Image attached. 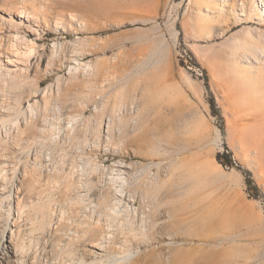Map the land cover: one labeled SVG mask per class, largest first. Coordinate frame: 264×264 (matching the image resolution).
<instances>
[{"label": "rangeland", "instance_id": "rangeland-1", "mask_svg": "<svg viewBox=\"0 0 264 264\" xmlns=\"http://www.w3.org/2000/svg\"><path fill=\"white\" fill-rule=\"evenodd\" d=\"M263 10L264 0H0V60L28 67L20 83L0 79V117L22 130L0 129V167L19 169L7 190L0 179V228L10 188L13 207L50 193L56 212L54 228L22 225L29 264L123 250L126 264H264ZM78 62L100 73L74 77ZM225 151L235 165L218 160ZM35 161L45 174L75 172L71 190L44 175L22 183ZM114 168L128 177L127 216L104 206Z\"/></svg>", "mask_w": 264, "mask_h": 264}, {"label": "bare ground", "instance_id": "bare-ground-1", "mask_svg": "<svg viewBox=\"0 0 264 264\" xmlns=\"http://www.w3.org/2000/svg\"><path fill=\"white\" fill-rule=\"evenodd\" d=\"M22 11L26 13V10H22ZM263 14H264V10H263ZM22 16L25 17V15H22ZM28 20H29V18H28ZM16 35L18 37V33H16ZM34 43L35 42H31L29 45L27 44L28 45L27 49L23 52L25 54V56H27L26 59L30 58L33 55L34 49H30V48L35 46ZM249 43H252V40ZM19 49L16 48L17 54H19V52H20ZM260 49L262 51H264V43H261ZM24 54H23V56H24ZM7 57L8 58L6 60H4V62L6 61V63H3V61L0 60V79H2V78H4L5 80L9 79V80L13 81V83L14 82L20 83V82L24 81L23 77L27 76V75H25V74L21 75V74L24 71L26 72V70H28V67H23V66L15 63L16 59L14 60L12 56H7ZM13 66H15L14 67L15 69L12 68ZM80 71H83L84 75H87L88 77H91L95 74L100 73L99 72L100 69L96 70L94 64L91 62H86L85 64L84 63L81 64V62H78V64L75 65L74 68H71V74L74 77H76ZM30 109L32 112V115H31L32 120H30L28 122V124L31 125L32 122L34 121V117H35L36 112H35V108L33 107L32 104H30ZM7 115L8 116H6V117H0V129H2V130L5 129V131L7 132V125L8 124H14V125H17L18 132H21L22 130L20 129L21 127H20L19 118L13 117V116H11V114H7ZM111 121L112 120H110V122H109V126H110ZM123 122H124V120H123ZM32 127H34V126H32ZM71 130H73V133H74L75 132V126L71 125ZM47 132H48V130L46 128H44L42 131L43 134H45ZM56 133L59 134L60 131L54 132V134H56ZM57 137H59V135L55 136V138H57ZM74 138H77V137H74ZM107 138H108V140L112 139V136L110 133H108ZM40 140H41V138H40ZM45 141H46V139H45ZM39 161L41 162V160H39ZM40 162L35 161V166L32 165L34 167L24 169V172L22 174V183H24L25 180H29L31 182V187H29V188H32L36 183L40 182L41 179H43V175H44L45 177L43 180H46L47 183H50L51 180H52V182L56 181L57 183H59V185L66 186L68 189L71 190V188L75 184L74 179H73L75 172H71V173L64 175V176H59V175H56L55 173L45 174L44 173L45 170L43 171V166L41 167L42 163L40 164ZM38 164H39V166H37ZM6 166H7V164H6ZM6 166L3 164L0 167V179L2 181V184H4V185H2L3 186L2 188L4 190H7V188H8L7 185H8V183H10V182H8V178L10 177L9 171L11 170L12 173L14 174V176H17L18 175L17 173L19 172V169L16 165H15L16 167L12 166V169L11 168L8 169V167H6ZM119 166L123 168V167H126V164L120 163ZM122 168H114L112 171V175L110 177H111L112 188L114 191V197H111L110 199L106 198V200H108L109 202L107 204H105L104 206L107 207V209L111 210L112 213H114L118 216H121V215L127 216L128 214H131L133 212V209L130 208L129 205L124 206V208H121L122 204L124 203V199L127 197L126 185L128 184V177L125 174V169H122ZM103 169L104 168H102L98 165L93 168V170L96 171V173L103 170ZM10 175H12V174H10ZM79 179H80L79 181L82 182L83 175H81L79 177ZM159 181H160V178L158 176V177H156L154 182L152 181L151 183H149V186H150L149 188L152 190H157L158 189L157 184L159 183ZM11 190L12 189L10 188L9 193L8 194L6 193V197H4L5 199L8 200V204H7L8 208L6 210L7 215L5 217L2 216L3 217L2 218L3 224L0 228V264H29L30 262L28 263L27 259H25L24 255H23L25 250H27V249L25 248V246H26L25 243L23 244V242H22L23 240L20 237V234L24 233V232L20 233L21 228L23 227L22 225L25 224V227H26L28 225V223H29V226H30V223H32L31 226L33 225L34 228L37 229V231H38V229L44 230L47 227H49V225L53 227L52 223L54 221V215L56 213L55 209L53 207V203H52L53 202V195H50V193L46 194V195L40 197L39 201L38 200L35 202L33 201L32 205H30L32 203L31 202L27 206H21L18 204V207H15V206L13 207L14 203H12V192H11ZM129 196L131 197V195H129ZM81 201L83 203H85L86 205L92 203V201L89 200L88 196H83ZM0 205H1V203H0ZM29 205L31 207H29ZM12 221H13V223H12ZM29 226H27V228ZM95 226H99L98 222L95 224ZM30 227H29V229L31 230L32 227L31 228ZM23 229L25 230L26 228H23ZM36 229H33V230H36ZM26 230H28V229H26ZM84 231H85L84 232L85 235L93 237V236L97 235L99 230L96 229L94 227V225H88V228H86V230H84ZM110 231H111V229H109L108 231L105 232V235L103 236V240L107 241V239H108L109 242H111L110 240L112 238V234L109 233ZM30 232H32V231H30ZM20 238H21V240H20ZM72 245L73 244L70 243L69 248H67V250H66L68 255L69 254L74 255L76 253V251H75L76 249H74V247ZM99 246L100 247H98V248L99 249L101 248V250H106V254L108 255L109 250L106 248L107 244H105V245L103 244V245H99ZM1 249H2V251H1ZM65 249H63V250H65ZM25 255H27V254H25ZM129 255H130V251L128 253V250L127 251L123 250L121 255H117V256L115 255L114 257H112V256L108 257L107 256L106 259H102V258L98 259L96 261H93L92 264H126L128 261V258L130 257ZM105 260H108V262L105 263L104 262ZM74 262H76L77 264H84V261L82 262V260L81 261L78 260V261H74ZM74 262H73V264H75Z\"/></svg>", "mask_w": 264, "mask_h": 264}, {"label": "trees", "instance_id": "trees-1", "mask_svg": "<svg viewBox=\"0 0 264 264\" xmlns=\"http://www.w3.org/2000/svg\"><path fill=\"white\" fill-rule=\"evenodd\" d=\"M218 160L220 162H222L224 165H228V166H233L236 164L233 155L230 151H225L222 154H218ZM248 175V183H249V188L250 189H258L256 184H253L254 181L249 177V173L247 171H245Z\"/></svg>", "mask_w": 264, "mask_h": 264}]
</instances>
